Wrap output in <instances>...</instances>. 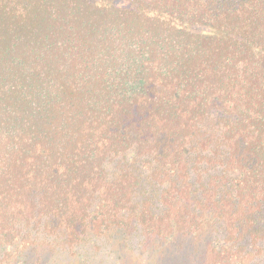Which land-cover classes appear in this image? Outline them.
Instances as JSON below:
<instances>
[{
	"label": "trees",
	"instance_id": "obj_1",
	"mask_svg": "<svg viewBox=\"0 0 264 264\" xmlns=\"http://www.w3.org/2000/svg\"><path fill=\"white\" fill-rule=\"evenodd\" d=\"M175 226L264 264V0H0V264Z\"/></svg>",
	"mask_w": 264,
	"mask_h": 264
},
{
	"label": "rangeland",
	"instance_id": "obj_2",
	"mask_svg": "<svg viewBox=\"0 0 264 264\" xmlns=\"http://www.w3.org/2000/svg\"><path fill=\"white\" fill-rule=\"evenodd\" d=\"M209 231L214 230L205 227L188 235L177 226L171 234L146 239L114 230L100 238L89 237L73 249L52 245L51 238L41 239L20 249L12 264H207L205 245L213 235Z\"/></svg>",
	"mask_w": 264,
	"mask_h": 264
}]
</instances>
